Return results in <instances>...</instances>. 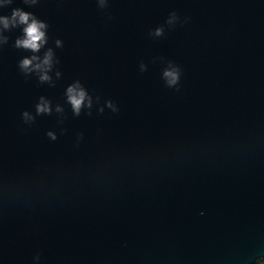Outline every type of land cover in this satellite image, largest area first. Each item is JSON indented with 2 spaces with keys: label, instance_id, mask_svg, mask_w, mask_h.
<instances>
[{
  "label": "water",
  "instance_id": "1",
  "mask_svg": "<svg viewBox=\"0 0 264 264\" xmlns=\"http://www.w3.org/2000/svg\"><path fill=\"white\" fill-rule=\"evenodd\" d=\"M264 258V0H0V264Z\"/></svg>",
  "mask_w": 264,
  "mask_h": 264
},
{
  "label": "trees",
  "instance_id": "2",
  "mask_svg": "<svg viewBox=\"0 0 264 264\" xmlns=\"http://www.w3.org/2000/svg\"><path fill=\"white\" fill-rule=\"evenodd\" d=\"M255 264H264V258L256 262Z\"/></svg>",
  "mask_w": 264,
  "mask_h": 264
}]
</instances>
